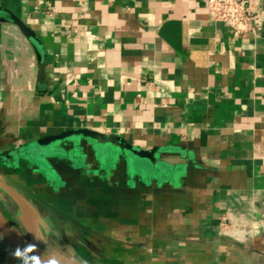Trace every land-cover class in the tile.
<instances>
[{
  "label": "crops",
  "instance_id": "1",
  "mask_svg": "<svg viewBox=\"0 0 264 264\" xmlns=\"http://www.w3.org/2000/svg\"><path fill=\"white\" fill-rule=\"evenodd\" d=\"M0 8L36 39L0 20V208L47 259L264 264V36L207 0Z\"/></svg>",
  "mask_w": 264,
  "mask_h": 264
},
{
  "label": "water",
  "instance_id": "2",
  "mask_svg": "<svg viewBox=\"0 0 264 264\" xmlns=\"http://www.w3.org/2000/svg\"><path fill=\"white\" fill-rule=\"evenodd\" d=\"M0 20L9 21L14 24L22 35L29 40L31 43L36 45V39L34 32L29 29L18 17H16L13 13L8 10L0 8ZM44 60L40 57L37 62V78L38 81L43 80V70H44ZM76 133H80L82 135L92 136L96 138H104L103 135H100L96 132L89 131L86 129H80L75 131ZM0 187L5 189L6 191L13 194L15 197L19 198L20 196L14 191L10 186L0 182ZM28 234H23L18 226L5 214V212L0 208V234L3 235V239L9 244L10 247L15 249L16 247H24L26 243L35 244L37 247L35 255H39L42 258L43 264H51V261L47 259V257L42 253V251L37 246L33 234L29 228H27Z\"/></svg>",
  "mask_w": 264,
  "mask_h": 264
},
{
  "label": "built area",
  "instance_id": "3",
  "mask_svg": "<svg viewBox=\"0 0 264 264\" xmlns=\"http://www.w3.org/2000/svg\"><path fill=\"white\" fill-rule=\"evenodd\" d=\"M260 0H207L210 18L237 34L250 33L264 36L259 26ZM224 225V224H223Z\"/></svg>",
  "mask_w": 264,
  "mask_h": 264
},
{
  "label": "clouds",
  "instance_id": "4",
  "mask_svg": "<svg viewBox=\"0 0 264 264\" xmlns=\"http://www.w3.org/2000/svg\"><path fill=\"white\" fill-rule=\"evenodd\" d=\"M3 239V235L0 234V240ZM37 247L35 244L26 243L24 247H16L11 250L10 255L19 261V264H43L42 258L39 255H35ZM55 264V262H51Z\"/></svg>",
  "mask_w": 264,
  "mask_h": 264
},
{
  "label": "rangeland",
  "instance_id": "5",
  "mask_svg": "<svg viewBox=\"0 0 264 264\" xmlns=\"http://www.w3.org/2000/svg\"><path fill=\"white\" fill-rule=\"evenodd\" d=\"M18 228L20 229V231H21L23 234H25V233H24V230H23L21 227L18 226ZM25 235H27V234H25Z\"/></svg>",
  "mask_w": 264,
  "mask_h": 264
}]
</instances>
